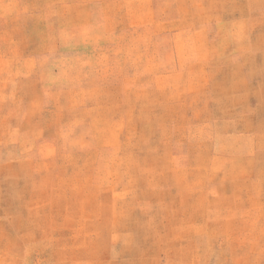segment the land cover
Here are the masks:
<instances>
[{
  "label": "rangeland",
  "instance_id": "1",
  "mask_svg": "<svg viewBox=\"0 0 264 264\" xmlns=\"http://www.w3.org/2000/svg\"><path fill=\"white\" fill-rule=\"evenodd\" d=\"M0 264H264V0H0Z\"/></svg>",
  "mask_w": 264,
  "mask_h": 264
}]
</instances>
